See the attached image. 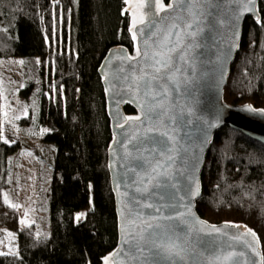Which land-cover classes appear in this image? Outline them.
Listing matches in <instances>:
<instances>
[{"label": "trees", "instance_id": "obj_1", "mask_svg": "<svg viewBox=\"0 0 264 264\" xmlns=\"http://www.w3.org/2000/svg\"><path fill=\"white\" fill-rule=\"evenodd\" d=\"M125 7L126 0H0V58L24 57L27 90L22 95L29 99V88L36 87L37 126L47 127L43 138L50 136L55 148L50 234L41 237L35 225L19 227V206L5 200L21 142L2 135L0 94V223L18 233L17 250L1 252L7 254H0V264L52 260L71 264L75 257L80 264H101L117 245L118 222L107 168L112 133L98 67L110 48L133 47ZM260 11L261 25L250 17L245 21L225 88L228 103L264 107V0ZM47 64L49 84L40 77ZM126 111L134 109L127 106ZM43 175L42 164L39 184ZM202 182L200 215L214 223L235 221L256 230L264 252V144L223 127L209 150ZM82 210L85 217L77 221Z\"/></svg>", "mask_w": 264, "mask_h": 264}, {"label": "snow or ice", "instance_id": "obj_2", "mask_svg": "<svg viewBox=\"0 0 264 264\" xmlns=\"http://www.w3.org/2000/svg\"><path fill=\"white\" fill-rule=\"evenodd\" d=\"M58 2L59 0H54V3ZM224 3L225 0H169L167 4L164 0H139L136 5L139 19H133V28L135 29L137 24L142 25L139 32L147 37L143 40V50L137 48V57L143 60L144 65L138 73L119 77L118 82L123 83L118 91L137 98L140 114L123 116L119 112L116 113L118 119L123 121L117 126L124 128L128 125L131 129L128 135L116 143L120 144L123 150L121 168L122 175L126 178L124 187L127 190L122 195L127 199L125 208L128 210V217H131L125 218L124 244L129 247V257L136 264H183L189 252L185 243L191 246V251L196 252L195 246L187 240V236L185 242H176L180 237L170 232L164 223L176 217L164 215V209L174 208L173 200L183 201L187 197L190 201L197 195L199 186L194 179V173L199 163V152L207 142L206 132L202 130L205 138L201 140L200 145L192 143L191 133L185 128L191 126L193 121L190 118L183 121L180 119L181 116L192 115L191 106L186 105L179 112H174L161 100L169 93L166 83L171 82L175 86L176 74H183L185 70H191L192 77L185 76L179 83L190 94L195 83L198 50L202 48L201 41L206 30L211 32L216 27L229 23L233 29L232 37L235 38L239 34L237 22L243 12L256 11V0H229L231 11L221 15L219 9ZM135 15L134 12V17ZM256 22L260 23L259 16L256 17ZM133 39H136L135 31ZM230 50L229 48L228 51ZM224 55H227V52ZM217 59L219 60V57ZM177 62L186 66V69L176 67ZM106 91L117 90L115 85H110ZM181 132L183 136H180ZM184 136L188 137V141L181 143ZM180 153H183L180 158L182 167H177V157ZM181 176L185 181L182 186L177 179ZM117 187L119 188V184ZM145 209L152 211L145 214ZM83 215L85 214H78L77 219ZM176 216L182 218L184 213H177ZM195 223L205 225L207 222L197 220ZM233 226L246 228L241 225ZM209 229L207 235L221 232L215 225L209 226ZM194 230L199 233L203 228ZM224 235L227 236V233ZM245 235L252 236L254 241L258 240L252 229L232 236L231 240L240 241ZM212 243L216 249L221 248L219 243ZM243 243L260 258L259 264H264V256L254 244L247 240H243ZM118 254L117 252L113 255ZM197 255H203V252H198ZM244 256L243 251H222V254H210L204 259L207 264H242L238 258ZM104 259L106 264H109L110 258ZM251 264L257 262L252 261Z\"/></svg>", "mask_w": 264, "mask_h": 264}, {"label": "water", "instance_id": "obj_3", "mask_svg": "<svg viewBox=\"0 0 264 264\" xmlns=\"http://www.w3.org/2000/svg\"><path fill=\"white\" fill-rule=\"evenodd\" d=\"M262 1L263 0H256L255 12H243L240 16L237 22L239 33L237 37H232L233 29L230 27L229 23L218 26L211 32L205 31L201 41L202 48L198 50L199 57L196 66V76L194 77L195 83L191 87L190 94L184 90V87L180 85L179 82L184 79L185 76L192 77V72L191 70H185L186 66L181 65L179 62H177L176 67L182 68V70L185 71H183V74H176L177 81L175 86L171 82L166 83V86L169 88V93L166 97L162 98L161 102L174 112H179L180 109L186 105L191 106L192 115L190 117H180L181 121L185 118H190L193 121V124L191 126H186L185 130L191 133L192 143L196 145L201 144V140L205 138L202 130L206 132L207 141L202 145V150L199 152V163L194 173V179L198 182L199 186L197 195L192 197L190 201L187 197H185L183 201L178 199L173 200L172 203L175 207L164 209V215L176 217L175 219L164 222L170 232H174L175 236L180 237L176 242L178 244L185 242V237L187 236V240L191 241L196 248V252H193L190 250L191 246L185 243V246L189 247V252L188 258L183 264H207V260H205L204 257L210 254L219 255L222 254V251H243L245 252V256L238 258L241 260L242 264H245V262L251 264L252 261H256L257 264H259L260 258L257 257L251 249L247 248L243 240L253 243L261 255L264 256L262 241L256 230L235 221L211 222L202 217L197 210V202L203 191L202 175L204 165L215 135L220 129L229 126L264 144V107H259L252 103L232 104L228 103L225 99V88L231 74L232 65L241 48L245 21L250 17L256 22V17L259 16L260 23H256L258 25L262 24V15L260 11V4ZM138 2L139 0H126L125 7L131 19L130 34L132 39L133 31L136 32V39H133L132 49L123 44L110 48L98 67V73L104 88L106 110L110 119L112 133L107 151V168L110 175L111 189L114 195L118 222L117 245L103 257L101 264H106L105 257L110 258L109 264H136V262L129 257V247L124 244L125 232L123 229L125 226V218L131 219V217H128V210L125 208L127 199L122 195V193L127 190L124 187L126 178L122 175L123 169L121 168V154L123 150L120 144L116 143V141L122 140L124 136L128 135L131 129L128 125H125L124 128L117 126L118 123H123V121L118 119L116 113L119 112L123 116H136L140 114V109L137 106V98L131 94L118 91L123 83V81L118 82L119 77L128 73H138L140 67L144 65L143 60L137 57V48L143 50V40L147 37L141 35L139 32V28L142 27V25L137 24L135 29L133 28V19H139V11L136 8ZM168 2L164 0L165 4ZM249 7L251 6L249 5ZM219 11L221 15L231 11L229 0H225V3L220 5ZM134 12L136 13L135 17ZM229 48L231 49L230 51H228ZM225 52H227V55H224ZM133 57H135V59H131ZM218 57L219 60L217 59ZM162 83L164 82L162 81ZM110 85H115L117 91H106V89L110 88ZM117 101H119V103H117ZM127 106L132 107L134 112H127ZM183 135V132H181L180 136ZM187 141L188 137L184 136L181 143ZM181 156H183V153H180L177 157V167H182L180 163ZM177 179L181 186L185 183L182 176ZM118 184L119 188L117 187ZM180 194L183 195L182 192ZM151 211V209L144 210L145 214ZM177 213H184V216L182 218L177 217ZM133 215H135L134 212ZM197 220L206 221L207 223L205 225H199L195 223ZM211 225L220 228L221 232H213L211 235H207L206 233L210 231L209 226ZM233 225L246 226V228L234 227ZM194 228H203V231L198 233ZM246 229H252L256 233L258 240L254 241L253 237L250 235L243 236V239L240 241L231 240L232 236L245 233ZM224 233H227V236H225ZM213 241L219 243L221 248L216 249L212 243ZM229 244H231L232 247H227ZM120 249L123 250L121 251ZM117 252L119 253L118 255H113ZM198 252H203V255H197ZM229 264H231V262H229Z\"/></svg>", "mask_w": 264, "mask_h": 264}, {"label": "rangeland", "instance_id": "obj_4", "mask_svg": "<svg viewBox=\"0 0 264 264\" xmlns=\"http://www.w3.org/2000/svg\"><path fill=\"white\" fill-rule=\"evenodd\" d=\"M24 60L22 56L0 58V94L4 116L2 135L9 141L18 139L21 142L20 151L13 157V180L5 192V200L12 206H19V227L35 225L36 234L42 237L50 234V185L55 148L49 142L53 141L50 136L43 138L47 127L44 124L37 126L39 104L35 97L36 87L29 88V99L22 95L27 90ZM42 72L40 77L49 84L48 64ZM27 116H30L29 121L22 123L21 118ZM42 164L44 175L39 184ZM39 186H42L41 191H38ZM80 213L86 214V210ZM84 217L81 216L77 221ZM17 245V230L0 223V253L14 252ZM54 262L52 260L49 264H60ZM71 264H80V261L75 257Z\"/></svg>", "mask_w": 264, "mask_h": 264}]
</instances>
